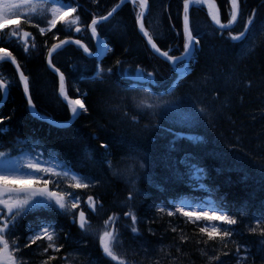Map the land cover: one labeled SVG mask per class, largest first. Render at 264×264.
I'll use <instances>...</instances> for the list:
<instances>
[{
    "label": "trees",
    "instance_id": "16d2710c",
    "mask_svg": "<svg viewBox=\"0 0 264 264\" xmlns=\"http://www.w3.org/2000/svg\"><path fill=\"white\" fill-rule=\"evenodd\" d=\"M50 1L78 5L81 32L69 31L67 26L58 24L60 34L55 39L52 33L42 36L39 27H45L48 16L38 11L33 17L36 27L22 25L23 30L31 33L34 49L25 53L23 45L7 34L9 29L0 32V46L13 53L22 71L29 76L35 110L41 116L65 121L69 118L67 106L56 96V77L45 65L48 48L70 36L80 39L92 50L94 46L86 25L93 16L106 15L119 0ZM213 1L221 22L226 23L231 11L230 0ZM237 1L241 6L237 21L223 31L215 28L205 7L190 8V27L201 43L190 62L191 72L179 78L173 90L176 97L191 100L206 111L202 121L192 129L173 127L171 133L163 135L148 133L145 126L150 122L149 117L132 110L130 102L137 92L125 91V86L132 84L123 75L125 69L131 74L137 67L145 73L153 71L157 81L154 88L158 92L167 89L176 77L166 62L147 49L137 33L138 3L122 5L98 28L100 37L112 49H107L98 62L104 70L101 80H90L97 61L87 58L78 47L67 45L53 54L54 65L66 77L70 98L84 93L81 99L88 109L63 129L29 115L12 65L0 63V79L12 84L0 105V118H9L0 125V151L27 159L26 154H32L33 148L36 153L41 152L36 145H47L75 166L74 171L88 176L92 185L87 189H67L69 182L66 181H62L61 188L80 196L79 210L86 212L92 229L103 232L109 216L117 221L112 227L119 236L118 251L125 264H218L213 256H218L224 264H237L238 260L243 264H264V237L260 235L264 224L257 225L254 218L264 211V176L259 171L264 165V27L258 31L264 23V0ZM149 3L145 30L162 50L180 55L183 0H149ZM249 17L254 20L251 29L255 38L249 31L245 39L233 43L231 36L244 31ZM117 60L121 61L119 66ZM173 139L175 150L169 152ZM104 142L109 145L107 151L99 147ZM144 151L151 161L142 170L140 165L144 160L138 157ZM186 155L196 167L178 166L179 171L192 176L196 168L203 167L204 172L196 174L203 180H188L186 176L185 180L177 181L165 167L166 156L179 160ZM127 171L130 178L122 176ZM141 172L142 177L138 176ZM200 183H205L208 190L198 189ZM90 195L96 202L95 212L82 204ZM133 196L135 199H130ZM173 198L177 202L187 201L186 208L200 201H215L207 206L219 207L220 198H224L238 221L236 225H221L234 232L228 238L227 247L218 239L207 241L197 227L179 214L169 217L166 211L160 212L156 207ZM124 212L138 216L136 234L132 233L131 219ZM37 215L54 222V243L62 247L54 252L48 248L47 241L41 240L25 248L21 240V252L15 255H22L25 264H115L104 256L92 234L71 222V216L37 210L20 223L18 234H25V225ZM224 252L228 255H223Z\"/></svg>",
    "mask_w": 264,
    "mask_h": 264
},
{
    "label": "snow or ice",
    "instance_id": "6c2138e0",
    "mask_svg": "<svg viewBox=\"0 0 264 264\" xmlns=\"http://www.w3.org/2000/svg\"><path fill=\"white\" fill-rule=\"evenodd\" d=\"M130 2L134 6L137 3L139 5L140 11L136 14L135 22L139 27L140 33L147 38V43L152 50L159 57H162L174 72L177 71V65L195 59L196 51L201 43L200 37L190 27V6L192 4H206L208 15L212 21L222 31L226 28L224 24H221L219 13L216 10L217 6L212 3V0H183V51L180 55H174L171 50H162L161 47H158L153 37L145 30L146 12L150 10L149 0H130ZM230 3L231 20L229 24H232L237 20L241 6L237 0H230ZM119 7L120 5H117L112 8L106 15L93 16L91 22L86 25L87 30L91 32V39L97 44L103 43L98 32L99 26L108 21ZM41 9H46L50 13V18L45 17L47 26L39 27V32L42 36L52 33L55 39L60 34V30L57 28L58 24L67 26L69 31L81 32L83 25L78 14V5L74 6L72 3L66 2L45 4L40 2V0H0V32L9 29L10 31L7 34L21 43L24 52L28 53L36 45L34 40L30 39L31 33L23 30L22 25L36 27L37 24L34 23L33 17ZM74 14H76L75 18H73ZM253 24V18L249 17L244 24V31L240 32L239 35H232L231 41L235 43L245 39ZM54 29L57 31L53 32ZM173 29L175 30V25H173ZM179 36L180 33L177 31V38ZM67 44H74L78 48L83 49L84 54L88 57H95V54L80 39H72L70 36L61 39L59 43H52L47 51L48 67L59 77V97L66 103L67 110L71 114L70 119L74 122L82 114H86L88 109L82 99L70 98L66 90V77L53 62V54ZM45 45H47V41H45ZM108 51H112V49L108 48ZM0 62H10L15 67V72L19 76V86L22 87L23 95L27 99V109L34 112L35 106L30 94L29 76L22 71L18 59L6 47L0 46ZM116 64L119 66L121 61L117 60ZM111 71L109 69V72ZM124 71L128 72L129 69ZM188 71L190 73L191 68H188ZM103 75L104 70L97 63L96 76L103 77ZM174 79L178 80L179 76ZM134 80L150 85V87L137 88L135 84L129 83L125 86V91H136L138 93L139 98L136 100V108L143 115L149 117L150 122L145 126V131L148 133L158 132L163 135L171 133L173 127L196 126L206 115L203 107H196V104H189L184 98L176 97L171 87L165 89L164 94L161 95L154 88L157 81L153 71L145 73L142 68L137 67L134 69ZM11 87L12 84H5L0 79V93H7ZM5 119L9 118H0V125L4 124ZM60 127L61 129L64 128L63 125ZM175 143L176 140L173 139L169 146V152L175 150ZM35 147H40L41 152L36 153L33 148L32 154H26L28 156L27 159H22L9 152L0 151V264H25L22 255H15V253L21 252V240L24 241L23 247L25 248L36 244L37 241L44 240L48 242V248H52L54 252L60 251L62 245L57 246L54 243L56 226L46 216H35L34 220L29 221L25 225V234H18L17 229L20 223L26 216L34 215L37 210L52 215L71 216V222L78 224L82 231H86L91 226L88 223L86 212L84 210L76 211L80 208V196L67 189H87L92 185V180L88 176L74 171L75 166H71L70 162L66 158L61 157L55 149L43 144ZM99 147L107 151L109 145L104 142ZM45 154L48 156L47 159H45ZM138 158L144 160V163L140 165L142 170L151 161V157L146 151L141 152ZM66 164L70 166L65 167ZM164 164L166 168L173 172L177 181H183L187 176L186 173L182 174L179 171L178 166H183L187 169L196 167L190 162L187 155L179 160L166 156ZM259 171L264 176V165L260 167ZM202 172H204L203 167L196 168V172L192 176H187V179L199 178L203 180V177H197L196 175ZM138 176L142 177L143 172L138 173ZM69 177L71 182L67 184V189H62V178L67 179ZM198 189L208 190L205 183H200ZM198 189H192V191ZM137 194L140 195L139 191ZM130 199H135V197H130ZM86 203L93 212L96 211V202L91 195L88 196ZM185 203L187 201L180 200L177 202L173 198L168 203L157 205L156 207L160 212L166 211L169 217L179 214L188 223L197 227L201 236L206 237L207 241L211 242L218 239L223 243L224 247H227L228 238L232 237L234 232L233 229L222 228L221 225H236L238 221L224 198H220L219 207L210 208L207 206L208 203H215V201H200L198 204L190 205L187 208L184 206ZM124 216L130 217L131 231L136 234L138 231L136 226L140 223L138 216L133 212H124ZM254 218L257 225L264 224V211L261 212L259 217ZM104 224L105 230L99 235V246L104 256L115 262V264H125L124 259L121 258V253L118 251L119 236L116 234L115 228L112 227L117 224V221L112 216H109ZM110 228L112 230H109ZM252 231L255 232V229H252ZM260 235L264 237V232H261ZM262 243H264V240H262ZM44 251H47V248ZM223 255L227 256L228 252H224ZM212 259L218 261V264H224L218 256H213ZM237 264H243V261L238 260Z\"/></svg>",
    "mask_w": 264,
    "mask_h": 264
},
{
    "label": "water",
    "instance_id": "95a60500",
    "mask_svg": "<svg viewBox=\"0 0 264 264\" xmlns=\"http://www.w3.org/2000/svg\"><path fill=\"white\" fill-rule=\"evenodd\" d=\"M238 2V1H237ZM126 3H131L130 2V0H119L117 3H116V5L114 6V7H116L117 5H120V7L122 6V5H124V4H126ZM212 3L213 4H215V2L212 0ZM193 5V4H192ZM216 5V4H215ZM113 7V8H114ZM119 7V8H120ZM191 7V6H190ZM118 8V9H119ZM112 10V9H111ZM110 10V11H111ZM217 10V12L219 13V10H218V8L216 9ZM182 17H183V4H182ZM219 18H220V14H219ZM237 18H238V16H237ZM231 20V19H230ZM237 21V20H236ZM236 21L235 22H233L232 24H229V22L227 23V24H225V26H226V28H225V30H228V29H230L232 26H234V24L236 23ZM91 22V21H90ZM221 22V21H220ZM214 23V22H213ZM222 24V23H221ZM214 25H215V27L218 29V30H221L220 28H219V26L218 25H216L215 23H214ZM136 31H137V33L139 34V36L142 38V40L144 41V43H145V45H146V47H147V49L149 50V51H151L156 57H158L159 59H161L162 61H164V62H166L162 57H159V55L157 54V53H155L153 50H152V48H151V46L150 45H148V43H147V38H145L144 36H143V34L142 33H140V31H139V27L136 25ZM88 33L91 35V32L88 30ZM102 41V40H101ZM94 42V41H93ZM56 43H59V41L58 42H56ZM68 45V44H67ZM94 45H95V50H94V54H95V57H89V58H95L96 60H99L101 57H102V55H103V51H102V48H101V44H97L96 42H94ZM66 46V45H65ZM80 49V48H79ZM82 51H83V49H81ZM84 53V52H83ZM88 57V56H87ZM189 62H190V60L189 61H187L186 63H183V66L182 67H180V68H177V71L176 72H174L176 75H178V76H180V75H182L185 71H187L188 70V66H189ZM10 63V62H9ZM167 63V62H166ZM11 64V63H10ZM168 64V63H167ZM45 65H46V67L48 68V69H50L49 67H48V64H47V54H46V57H45ZM169 65V64H168ZM170 66V65H169ZM13 68H14V70H15V67L14 66H12ZM171 67V66H170ZM51 71H52V73L55 75V77H56V94H57V97L61 100V98L59 97V92H58V89H59V77L56 75V73L52 70V69H50ZM16 73V72H15ZM17 75V74H16ZM17 78H18V80H19V76L17 75ZM130 79L132 80V81H135L134 80V76H131L130 77ZM136 82H138V81H136ZM5 97H6V93H2V98L0 99V105L3 103V101L5 100ZM25 100H26V103H27V99L25 98ZM62 101V100H61ZM65 103V102H64ZM28 110V109H27ZM28 113L32 116V117H34V118H36V119H38L39 121H42V122H44V123H47V124H49V125H51V126H53V127H60L61 125H63V126H66V125H69V124H71L73 121H71V119L69 118L68 120H66V121H56V120H53V119H50V118H46V117H42V116H40L37 112H36V110L34 111V112H31V111H29L28 110ZM53 122H55L54 124H53Z\"/></svg>",
    "mask_w": 264,
    "mask_h": 264
},
{
    "label": "rangeland",
    "instance_id": "374dc122",
    "mask_svg": "<svg viewBox=\"0 0 264 264\" xmlns=\"http://www.w3.org/2000/svg\"><path fill=\"white\" fill-rule=\"evenodd\" d=\"M40 2H42V3H45L46 4V2H45V0H40ZM231 4V3H230ZM205 7H206V10H207V12H208V8H207V5L205 4ZM42 11H44V15H47L48 16V18H50V13L46 10V9H41V10H39V12H42ZM228 19H227V21H229L230 19H231V11L229 10L228 11ZM47 25H45V27H46ZM264 27V23L258 28V31L259 30H261L262 28ZM250 31H251V35H253V38H255V33L253 32V28L252 29H250ZM254 41V40H253ZM249 42V44H250V42H251V39L250 38H248V40H247V43ZM246 43V45H245V48L247 49L248 47H249V44H247ZM147 87V86H146ZM169 87H171V85H169L167 88H169ZM161 95H163L164 94V91H160L159 92ZM135 98H132L131 99V102H130V104L132 105V110H134V112L135 113H139V114H142L141 112H139L138 110H137V108H136V100L139 98L138 97V93L137 94H135V96H134ZM185 101L186 102H188L189 104H194L191 100H188V99H185ZM197 107V106H196ZM143 115V114H142ZM146 116V115H145ZM201 121V120H200ZM197 126V125H196ZM178 128H183V129H186V128H191V127H193V126H186V127H179V126H177ZM126 176V178H130V172L129 171H127V172H124L123 174H122V176ZM62 181H66V182H71V178L69 177V178H67V179H64V178H62ZM86 201H87V198H85L84 200H83V202H82V204L86 207V208H88L89 210H91L92 211V209L91 208H89V206H88V204L86 203ZM77 212L79 211V209H77L76 210ZM77 226H78V224H76ZM79 227V226H78ZM91 228H88L85 232H87V233H89V234H92L97 240H98V243H99V235L100 234H102V232H98V230H99V228H96V229H92V226H90ZM100 247V246H99ZM102 250V249H101Z\"/></svg>",
    "mask_w": 264,
    "mask_h": 264
}]
</instances>
